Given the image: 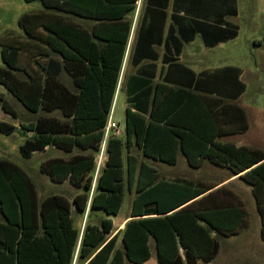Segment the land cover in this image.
I'll use <instances>...</instances> for the list:
<instances>
[{"label": "trees", "instance_id": "obj_1", "mask_svg": "<svg viewBox=\"0 0 264 264\" xmlns=\"http://www.w3.org/2000/svg\"><path fill=\"white\" fill-rule=\"evenodd\" d=\"M24 1H39L42 9L21 15L23 36H0V85L28 112L59 116L19 124L24 136L19 153L30 159L48 147L62 151L68 156L42 162L40 172L53 183L69 182L78 192L71 199L58 193L40 198L22 167L0 159V264H72L75 255L79 264H143L151 257V241L158 264L209 263L220 238L248 226L243 205L217 191L186 204L206 189L184 181L156 182V170L138 163L132 149L167 164L181 153L192 165L205 158L236 173L251 168L244 179L253 187L264 240V163L258 164L264 154L220 143L217 103L191 89L134 80L128 86L133 109L126 108L123 135L109 137L106 160L94 182L95 155L112 111L130 29L124 17L137 0ZM72 17L96 20L92 35L75 26ZM227 29L235 36V27ZM0 111L18 117L2 92ZM148 112L149 118L144 116ZM16 129L0 119V133L11 135ZM133 183L130 219L107 237L113 230L110 217L119 213ZM88 202L92 215L102 218L99 224H86L80 234L71 214L73 208L85 213Z\"/></svg>", "mask_w": 264, "mask_h": 264}, {"label": "crops", "instance_id": "obj_2", "mask_svg": "<svg viewBox=\"0 0 264 264\" xmlns=\"http://www.w3.org/2000/svg\"><path fill=\"white\" fill-rule=\"evenodd\" d=\"M124 18L129 22L130 29L112 103L111 117L115 103L121 95L125 96V111L127 107L132 108L128 103V86L137 78L147 80L151 87H155L156 83H162L171 89H191L205 97V100L209 101L210 99L217 103L215 119L216 128L221 133V136L217 138L220 143L230 144L237 149L260 151L264 154V150L255 145L258 139L264 141V109L248 108L239 103L247 89L244 81L247 75L242 66L238 64L239 50L236 51V54L232 51V46L236 44L242 32V24L249 32L250 38L261 35L264 40V36H262L264 35V0H137L134 9ZM71 21L90 35L97 23L96 20L83 17H72ZM228 27L236 28L235 36H230ZM198 39L201 40V46L194 47L193 44ZM263 45L264 41L254 43V47L257 51L259 50L258 53L261 57H264ZM178 46L179 50H177ZM187 47L190 48L186 50ZM254 57L256 65H259L257 55ZM62 78L65 77L62 76L61 81H63ZM66 80L69 82L68 79ZM145 100L146 98L140 103L142 106H145ZM152 102L153 92L148 96L149 111ZM144 116L149 118V112ZM123 121L125 126V114ZM118 125L123 135L124 126L121 127L119 123ZM134 151L140 154L141 151L131 150V154L137 158L138 163L143 162L156 170V182L184 181L195 186L198 185L200 189H206L205 192L186 204L217 191L220 196L239 201L248 217L250 214L246 209L247 205L244 199L251 198L257 212L253 187L244 179V174L251 168L236 173L232 172L228 166L215 165L205 158H197L198 163L192 165L181 153L177 155L174 164L153 160L142 154L143 159L139 160ZM126 156L127 153L124 152V161ZM148 160L156 165L149 163ZM260 163H264V159L258 164ZM179 166L184 168L183 171L178 170L183 172L184 176H170L169 173L176 172ZM161 169L167 175L163 174ZM93 191L92 188L90 197ZM260 194L264 195V188ZM131 203L132 200L129 203V210L120 220L116 222L114 219L119 213L110 217L113 230L107 237L123 230L125 223L130 219ZM91 211L89 202L83 214L76 212L75 208L72 210L73 225L79 229L80 234L86 224H99V220L102 218L101 216L97 220L92 219L94 213ZM74 215L79 216L80 220H74ZM82 224L83 229H81ZM249 231L250 222L239 234L220 238L230 240L223 255L225 259L231 258V260H227L225 264H237L236 261L239 259L242 263V258L247 264H260V262L264 264L261 222L256 234L257 243H254L257 249L248 248L239 253L240 251L234 248L235 242L239 238L245 239ZM220 239L217 255L222 250ZM249 243L253 245L251 241ZM117 246H120L118 242ZM150 246L151 257L143 264H147L152 258V241ZM75 257V264H79L77 255ZM200 263L204 262L200 261L198 264Z\"/></svg>", "mask_w": 264, "mask_h": 264}, {"label": "rangeland", "instance_id": "obj_3", "mask_svg": "<svg viewBox=\"0 0 264 264\" xmlns=\"http://www.w3.org/2000/svg\"><path fill=\"white\" fill-rule=\"evenodd\" d=\"M42 6L39 1L33 2H25L24 0H0V36L7 33L12 32L18 36H23V32L19 27L18 21L22 14L26 12L38 11L41 10ZM264 36V35H262ZM256 40V41H255ZM260 41H264L259 37L250 38L249 32L245 29L242 24V32L240 37L238 38L236 44L232 46V51L236 54V51L239 50V65L242 66L244 72L247 77L244 79L247 89L245 94L240 98V104L249 107H256L264 109V57H261L258 53L257 49L254 47V43H258ZM194 47L201 46V40L198 39L193 44ZM190 47H187L188 50ZM264 51V45L262 47V52ZM254 55H257V59H259V65H256L254 60ZM4 64L1 60L0 56V67H3ZM62 80L67 84L70 83L65 79ZM0 92L4 93L5 98L11 104V106L17 112V119L14 120L2 113L0 111V119L6 120L11 124L16 126V130L11 135H4L0 133V159H8L15 164L22 167L30 178L35 182L38 190V195L40 198H43L49 194L58 193L63 194L69 199H71L77 192L73 186L67 181L64 183L56 184L53 183L46 174L40 172V164L50 158L55 157H66L65 153L59 151L55 148L48 147L43 152H36L30 159L23 158L19 153V146L22 144L24 136L22 134V130L19 124H26L28 122H34L35 119L39 116H59L57 112L53 113H45L39 112L37 114H32L28 112L10 93H8L3 86L0 85ZM124 114H125V96L121 95L115 103L113 108L112 117L113 120L120 124L121 127L124 126ZM120 129V128H119ZM121 130V129H120ZM248 138V137H247ZM264 141L257 140L255 145L260 146L264 150ZM254 144V143H253ZM138 156L139 160H142V156L139 152L134 151ZM99 154V151L97 152ZM149 163L155 164L154 162L148 160ZM179 168V169H178ZM176 172L169 173L170 176H184L183 172L178 170H184L182 167H178ZM102 168H100L98 175L100 174ZM162 170V169H161ZM162 173L167 175L165 171L162 170ZM135 185L133 183L129 189L126 188V196L122 203L121 210L117 217H115V221L120 220L129 210V203L133 199L135 192ZM246 201V209L249 212L248 223L250 222V231L247 236L244 238H239L235 242V249L237 251H245L248 248L257 249V246L254 245L256 242V234L258 233V226L260 223L259 216L256 210L253 207L252 199L245 198ZM100 216L93 215L92 219H98ZM74 220H80V217L74 215ZM81 229H83V224L81 225ZM80 229V230H81ZM228 239H220L221 244V252L217 255V257L209 262V264H225L227 260H231V258L225 259L223 252L229 245ZM252 242L253 245L249 243ZM118 245H120V240H118ZM75 264V261H73ZM237 264H247L243 258L242 263L240 259L236 261ZM77 263V262H76ZM73 264V263H72ZM130 264V263H126ZM147 264H157L156 256L154 250H152V258L147 262ZM200 264H208V263H200ZM261 264V262H260Z\"/></svg>", "mask_w": 264, "mask_h": 264}, {"label": "built area", "instance_id": "obj_4", "mask_svg": "<svg viewBox=\"0 0 264 264\" xmlns=\"http://www.w3.org/2000/svg\"><path fill=\"white\" fill-rule=\"evenodd\" d=\"M112 135L119 137L122 135V130L119 129L118 123L115 122L110 115L106 123V126L103 129V139H102L101 147L99 150V154H97L95 157L94 182L96 181V178L98 177L100 168L104 166V163L106 160V144H107L109 137ZM75 259L76 257L74 258V261Z\"/></svg>", "mask_w": 264, "mask_h": 264}]
</instances>
